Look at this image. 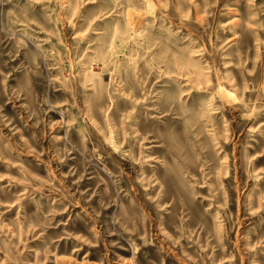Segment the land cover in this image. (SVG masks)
Returning <instances> with one entry per match:
<instances>
[{
	"label": "rangeland",
	"instance_id": "1",
	"mask_svg": "<svg viewBox=\"0 0 264 264\" xmlns=\"http://www.w3.org/2000/svg\"><path fill=\"white\" fill-rule=\"evenodd\" d=\"M0 264H264V0H0Z\"/></svg>",
	"mask_w": 264,
	"mask_h": 264
}]
</instances>
